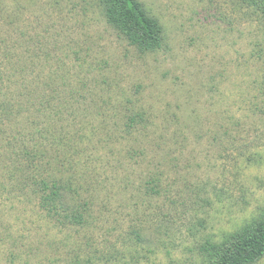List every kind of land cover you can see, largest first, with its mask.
I'll return each mask as SVG.
<instances>
[{
  "label": "rangeland",
  "instance_id": "rangeland-1",
  "mask_svg": "<svg viewBox=\"0 0 264 264\" xmlns=\"http://www.w3.org/2000/svg\"><path fill=\"white\" fill-rule=\"evenodd\" d=\"M138 1L154 52L97 0H0V264H205V242L264 214V22L240 0ZM41 145L82 228L38 207Z\"/></svg>",
  "mask_w": 264,
  "mask_h": 264
},
{
  "label": "trees",
  "instance_id": "trees-1",
  "mask_svg": "<svg viewBox=\"0 0 264 264\" xmlns=\"http://www.w3.org/2000/svg\"><path fill=\"white\" fill-rule=\"evenodd\" d=\"M97 2L108 25L123 36L129 45L140 52H154L161 47V27L138 0H97ZM240 3L256 21L264 22V0H240ZM129 121L128 128L132 129L143 121V116L135 114ZM46 149V146L41 145L33 152V160L36 163L32 169L36 170L40 178L36 180L33 176H27L26 179L34 187L38 207L59 228H82L88 224L90 218L86 209L87 204L75 205L72 194L76 191L72 185L63 180L62 176H57V173L50 174L52 163L46 160L48 154ZM24 154L29 155L30 152L24 150ZM43 173L45 175H42ZM145 241L142 228H132V246L144 247ZM201 251L205 264L258 263L264 256V214L241 230L224 235L219 243L205 242ZM74 264H79L76 258Z\"/></svg>",
  "mask_w": 264,
  "mask_h": 264
}]
</instances>
